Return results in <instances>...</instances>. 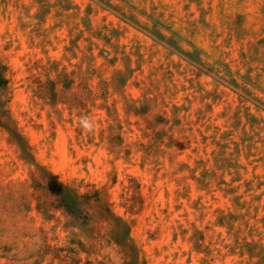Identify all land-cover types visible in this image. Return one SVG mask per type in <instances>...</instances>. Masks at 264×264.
<instances>
[{
    "label": "rangeland",
    "instance_id": "obj_1",
    "mask_svg": "<svg viewBox=\"0 0 264 264\" xmlns=\"http://www.w3.org/2000/svg\"><path fill=\"white\" fill-rule=\"evenodd\" d=\"M0 264H264V0H0Z\"/></svg>",
    "mask_w": 264,
    "mask_h": 264
}]
</instances>
